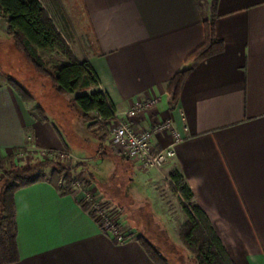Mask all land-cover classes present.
Instances as JSON below:
<instances>
[{
  "label": "crops",
  "instance_id": "1",
  "mask_svg": "<svg viewBox=\"0 0 264 264\" xmlns=\"http://www.w3.org/2000/svg\"><path fill=\"white\" fill-rule=\"evenodd\" d=\"M59 2L89 26L90 62L118 112L159 96L157 107L135 116L133 126L150 128L170 119L182 133L174 158L151 169L168 179L171 170L179 169L235 263L264 264V0ZM213 14L225 49L193 66L173 104L168 83L203 43L204 19ZM0 25L7 39L5 18L0 17ZM7 79L1 72L0 157L25 146L28 138L38 151L70 147ZM168 139L157 135V148ZM86 194L83 188L62 195L48 181L17 190L20 257L5 263L0 250V264H154L137 234L117 242L100 226L81 206ZM136 222L138 234H144L145 223ZM159 226L170 241L168 230Z\"/></svg>",
  "mask_w": 264,
  "mask_h": 264
},
{
  "label": "trees",
  "instance_id": "2",
  "mask_svg": "<svg viewBox=\"0 0 264 264\" xmlns=\"http://www.w3.org/2000/svg\"><path fill=\"white\" fill-rule=\"evenodd\" d=\"M0 17L5 18L7 33L35 72L50 80L58 93L73 95V102L80 108L87 128L105 140L118 108L101 87L87 53L80 56L73 48V25L59 0H0ZM216 17L213 14L204 19L203 43L187 56L185 65L168 83L167 91L173 104L179 101L185 79L193 66L225 49V42L217 36ZM7 74L10 87L32 111L47 121L46 109L37 103L34 93L14 75ZM64 151L71 153V148L66 146ZM21 152L27 156L18 161L17 156ZM39 152L31 148V139L28 138L25 146L14 147L10 153L0 157V250L5 263L15 262L20 257L15 202L17 190L48 181L62 195L74 192L71 167L63 166L58 150L52 151L54 155L49 158L42 157ZM48 169L49 174L46 172ZM86 186L84 182L85 190ZM169 186L178 197L186 217L178 230V237L191 253L192 261L196 264H236L179 169L169 172ZM93 204L92 199L81 202V206L98 221L97 211L91 210ZM112 236L119 242L116 236ZM136 238L154 264H172L170 257L149 237L139 234Z\"/></svg>",
  "mask_w": 264,
  "mask_h": 264
},
{
  "label": "rangeland",
  "instance_id": "3",
  "mask_svg": "<svg viewBox=\"0 0 264 264\" xmlns=\"http://www.w3.org/2000/svg\"><path fill=\"white\" fill-rule=\"evenodd\" d=\"M62 9L67 16L69 13L73 24V48L78 54L83 51L89 55L94 45L89 26L76 18L78 16L68 4ZM1 34L0 31V73L12 71L34 93L37 103L46 109L47 121L71 148L74 191H83L84 182L90 184L86 187L85 200L94 201L91 210L97 211L98 220L104 222L103 213L115 214L112 218L119 222V229L125 236H138L136 221L141 220L146 225L144 234L152 237L151 240L170 257L172 264H196L177 236L176 229L185 214L178 197L170 189L168 175L159 174L160 169H143L136 158L121 155L111 142L110 133L109 140H103L88 131L80 108L73 102L74 96L58 93L50 80L35 72L12 37L6 35L5 39ZM159 225L168 230L170 241L159 230Z\"/></svg>",
  "mask_w": 264,
  "mask_h": 264
},
{
  "label": "built area",
  "instance_id": "4",
  "mask_svg": "<svg viewBox=\"0 0 264 264\" xmlns=\"http://www.w3.org/2000/svg\"><path fill=\"white\" fill-rule=\"evenodd\" d=\"M160 102L159 96H151L137 100L129 109L118 112L115 119L110 123L109 133L111 142L115 145L121 155L134 157L143 169L157 168L168 163L176 155L178 144L183 140L182 133L174 126L172 120L161 119L152 127L136 128L132 124V119L157 107ZM157 135H167L168 141L161 147L156 146L155 137ZM42 157H52L54 150H39ZM62 158V164L72 166V153L58 150ZM27 153L21 152L17 156L18 161H22ZM114 214L103 213L102 222L98 220L100 226L117 237L119 242L125 240L126 236L120 231L118 221H114Z\"/></svg>",
  "mask_w": 264,
  "mask_h": 264
}]
</instances>
